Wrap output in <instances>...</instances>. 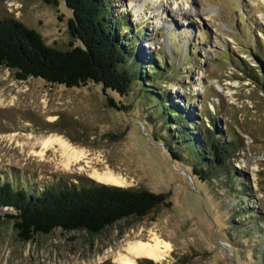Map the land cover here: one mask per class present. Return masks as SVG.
I'll use <instances>...</instances> for the list:
<instances>
[{
  "label": "rangeland",
  "instance_id": "1",
  "mask_svg": "<svg viewBox=\"0 0 264 264\" xmlns=\"http://www.w3.org/2000/svg\"><path fill=\"white\" fill-rule=\"evenodd\" d=\"M111 2L113 13L141 30L138 46L146 53L155 50L160 62L168 60L164 79L170 84L161 88L210 132H219L223 143L233 142L228 171L244 173L250 212L264 222V0ZM69 14L62 3L0 0V19L22 22L40 34L44 45L59 50L71 41ZM243 64L252 68L256 82L245 79ZM14 79L0 68V180H24L30 191H40L104 184L93 174H109L124 182L121 188L168 193L171 206L142 219L120 220L96 237L55 230L24 244L16 241L11 223L0 225V264H118L125 256L134 264L138 259L264 264L253 260L252 252L263 248L264 234L257 246V223L243 221L237 188L226 186L233 196L225 199L219 195L225 190L215 191L213 182L199 180L189 162L169 158L165 146L151 140L152 127L142 126L148 108L141 107L135 91L123 98L112 94L114 102L133 106L119 112L107 107L101 88L93 83L69 89L33 77ZM187 97L192 98L188 103ZM209 115H214V127ZM43 137H60L82 158L67 162L57 146L44 149L39 144ZM8 213L12 211L0 208V215ZM154 239L161 251L156 260L129 254L130 245L153 244Z\"/></svg>",
  "mask_w": 264,
  "mask_h": 264
},
{
  "label": "trees",
  "instance_id": "2",
  "mask_svg": "<svg viewBox=\"0 0 264 264\" xmlns=\"http://www.w3.org/2000/svg\"><path fill=\"white\" fill-rule=\"evenodd\" d=\"M41 1L51 6L62 3L70 12L69 47L59 50L44 45L40 34L22 22L0 19V68L12 72L16 81L33 77L69 89L93 83L101 88L107 107L119 112H127L133 106L114 102L112 94L123 98L135 91L141 107L148 108L143 112L142 126L152 127L151 140L164 145L167 156L175 163L189 162L190 171L199 180L213 182L214 190L224 189L225 193L219 195L225 199L231 200L233 196L226 188H237L238 199L244 206L241 213L246 216L243 221L253 220L255 214L250 212L242 186L244 173L228 171L233 142L223 143L224 137L219 132H210L180 100H174L170 91L161 88L170 84L164 79L167 76L164 68L169 62L165 59L160 62L155 50L146 53L138 46L141 30L136 31L126 16L113 13L111 0ZM190 51L192 55L194 50ZM242 66L240 72L245 79L256 82L252 68L248 64ZM188 100L192 98L187 97L184 102ZM213 118L214 115L208 116L214 127ZM168 197V193L144 188L103 184L51 186L30 191L24 180L19 184L1 179L0 208L12 213L0 215V225L11 223L16 241L24 244L55 230L96 237L120 220L142 219L161 206L170 207ZM254 221L259 246L264 234L259 227H264V222ZM236 223L234 220L233 224ZM259 247L252 251L253 260L263 263L264 246L261 250ZM136 264L154 263L138 259Z\"/></svg>",
  "mask_w": 264,
  "mask_h": 264
},
{
  "label": "bare ground",
  "instance_id": "3",
  "mask_svg": "<svg viewBox=\"0 0 264 264\" xmlns=\"http://www.w3.org/2000/svg\"><path fill=\"white\" fill-rule=\"evenodd\" d=\"M39 144L42 145L44 149L50 146L53 147L57 146L58 149L60 150L61 155L67 162L70 161L78 162L83 156V154H81L77 150H74L69 143H67L65 140L61 139L60 137H48V138L43 137V139L39 141ZM93 175L96 177V179L99 182H102L104 184L115 185L119 187L124 185V182L122 180H119L118 178H115L109 174L99 175L97 173H94ZM159 244L160 243L157 239H154L153 244L137 242L134 243V245H130L127 248V250L129 254L132 255L133 257L146 256L156 260L161 255V251L159 250ZM118 264H134V262L133 259H130L129 257L125 256L119 258Z\"/></svg>",
  "mask_w": 264,
  "mask_h": 264
},
{
  "label": "water",
  "instance_id": "4",
  "mask_svg": "<svg viewBox=\"0 0 264 264\" xmlns=\"http://www.w3.org/2000/svg\"><path fill=\"white\" fill-rule=\"evenodd\" d=\"M103 185H105V184H103ZM109 186V185H108ZM114 187H119V186H114Z\"/></svg>",
  "mask_w": 264,
  "mask_h": 264
}]
</instances>
